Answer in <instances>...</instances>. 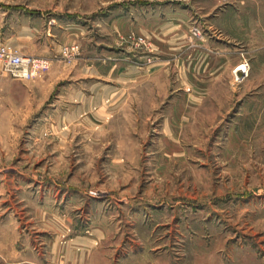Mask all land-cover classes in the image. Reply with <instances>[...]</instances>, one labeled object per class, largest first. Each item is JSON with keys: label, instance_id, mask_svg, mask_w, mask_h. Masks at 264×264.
Segmentation results:
<instances>
[{"label": "rangeland", "instance_id": "rangeland-1", "mask_svg": "<svg viewBox=\"0 0 264 264\" xmlns=\"http://www.w3.org/2000/svg\"><path fill=\"white\" fill-rule=\"evenodd\" d=\"M2 47L50 68L0 60V264H264V0H0Z\"/></svg>", "mask_w": 264, "mask_h": 264}, {"label": "built area", "instance_id": "built-area-1", "mask_svg": "<svg viewBox=\"0 0 264 264\" xmlns=\"http://www.w3.org/2000/svg\"><path fill=\"white\" fill-rule=\"evenodd\" d=\"M0 60L3 62L2 73L17 81L40 79L50 68L46 60L26 57L4 47L0 49Z\"/></svg>", "mask_w": 264, "mask_h": 264}, {"label": "bare ground", "instance_id": "bare-ground-1", "mask_svg": "<svg viewBox=\"0 0 264 264\" xmlns=\"http://www.w3.org/2000/svg\"><path fill=\"white\" fill-rule=\"evenodd\" d=\"M246 70H247V69H246ZM239 71H240V72H242V71H243V69L241 68V69H239Z\"/></svg>", "mask_w": 264, "mask_h": 264}, {"label": "crops", "instance_id": "crops-1", "mask_svg": "<svg viewBox=\"0 0 264 264\" xmlns=\"http://www.w3.org/2000/svg\"><path fill=\"white\" fill-rule=\"evenodd\" d=\"M15 81H17V80H15Z\"/></svg>", "mask_w": 264, "mask_h": 264}]
</instances>
